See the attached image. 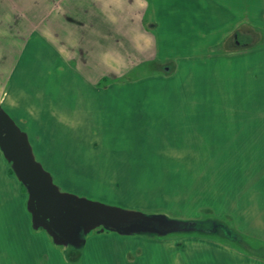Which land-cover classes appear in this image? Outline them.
I'll return each instance as SVG.
<instances>
[{
	"label": "crops",
	"instance_id": "1",
	"mask_svg": "<svg viewBox=\"0 0 264 264\" xmlns=\"http://www.w3.org/2000/svg\"><path fill=\"white\" fill-rule=\"evenodd\" d=\"M0 87L35 157L118 158V141L153 131L175 140L176 220L222 223L252 250L225 230L107 229L95 236L112 243L96 252L117 264L139 251L145 263L264 264V0H0ZM69 246L35 225L0 150V264H68Z\"/></svg>",
	"mask_w": 264,
	"mask_h": 264
},
{
	"label": "rangeland",
	"instance_id": "2",
	"mask_svg": "<svg viewBox=\"0 0 264 264\" xmlns=\"http://www.w3.org/2000/svg\"><path fill=\"white\" fill-rule=\"evenodd\" d=\"M3 66L8 68L7 63H4ZM109 81L111 82V80H107L106 83ZM151 81L153 86H159L158 79ZM104 82L102 81L100 84ZM157 126L158 123L151 125L153 130ZM151 135L152 137L148 140L118 141L121 143L122 151L125 152L122 157L118 158L113 157V155L101 157L58 155L36 156L35 158L43 160V163L40 164L44 169H51L50 171L45 170L63 192L73 193L109 206L139 211L147 215H162L176 220L177 172L175 171L174 156L175 140L158 139L157 136L159 134L154 131ZM112 142L110 139L105 141V151L110 150L109 146ZM119 144L118 146H120ZM8 163L11 172L15 174L12 163L9 160ZM23 186L29 195L28 189L24 184ZM219 224L223 225L222 223ZM100 230L104 231L107 229L100 226L94 229L81 230V237L91 236L85 246L75 248L73 245H68L70 248L63 250V255L68 264H97L94 262L95 258L93 257L95 252L102 250L105 244L112 243L95 236L96 232H100ZM219 231H224V229L221 226H216L213 232ZM50 237L55 241L51 235ZM55 243L61 245L57 242ZM137 244L138 242L135 243V245ZM259 251L264 253V246ZM96 253L103 260L105 259V263L102 264H108L106 259L110 260V262L112 261L110 253ZM138 253L139 258L136 264H157L156 262L145 263L141 257V252L139 251ZM44 260L46 261V259ZM113 262L111 264H117V262Z\"/></svg>",
	"mask_w": 264,
	"mask_h": 264
},
{
	"label": "water",
	"instance_id": "3",
	"mask_svg": "<svg viewBox=\"0 0 264 264\" xmlns=\"http://www.w3.org/2000/svg\"><path fill=\"white\" fill-rule=\"evenodd\" d=\"M0 149L28 189L29 210L35 225L44 228L58 244L81 247L85 244L81 230L100 226L121 234L161 236L188 230L187 221L130 211L61 191L36 160L27 135L1 107Z\"/></svg>",
	"mask_w": 264,
	"mask_h": 264
},
{
	"label": "trees",
	"instance_id": "4",
	"mask_svg": "<svg viewBox=\"0 0 264 264\" xmlns=\"http://www.w3.org/2000/svg\"><path fill=\"white\" fill-rule=\"evenodd\" d=\"M216 226H221L224 230L225 233L227 235V237L232 240L233 242H235L236 244L242 246L243 248L252 251L243 241V239L234 231H232L231 229L220 225L217 222L211 221V222H199V221H187V228L188 230L186 231H202L204 233L207 232H213L216 228ZM258 254H263V252L259 251Z\"/></svg>",
	"mask_w": 264,
	"mask_h": 264
}]
</instances>
